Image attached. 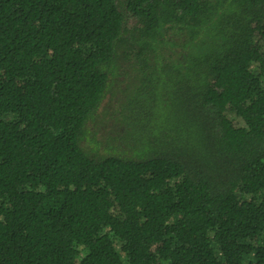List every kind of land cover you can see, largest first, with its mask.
Segmentation results:
<instances>
[{
	"label": "trees",
	"instance_id": "obj_1",
	"mask_svg": "<svg viewBox=\"0 0 264 264\" xmlns=\"http://www.w3.org/2000/svg\"><path fill=\"white\" fill-rule=\"evenodd\" d=\"M0 264H264V0H0Z\"/></svg>",
	"mask_w": 264,
	"mask_h": 264
},
{
	"label": "rangeland",
	"instance_id": "obj_2",
	"mask_svg": "<svg viewBox=\"0 0 264 264\" xmlns=\"http://www.w3.org/2000/svg\"><path fill=\"white\" fill-rule=\"evenodd\" d=\"M113 78L114 76H112L111 81H113ZM135 79L136 73L132 68H130L129 70H122L121 72H118V75L113 81V83L115 84L114 87L111 91L109 90L110 92L108 93L106 99L102 102V104L99 106L98 110L94 114L95 116L97 115V117L99 116V120H97L96 123L94 121L93 123H91V125H88V131H90V128L91 131H97V137L99 139H103V137L105 136V134L103 133H109L111 131V128L114 124L113 118L115 119L116 117L113 114L120 106V100L118 96H122V100L128 98L132 90V85L134 83L136 84V82H134ZM104 115H106L105 117L112 119L107 121L106 123H102V117ZM86 135L84 136L81 142L83 149L86 151H98V148H100L101 146H97V144H95L93 147H91L89 144L91 139L89 135H87V137Z\"/></svg>",
	"mask_w": 264,
	"mask_h": 264
}]
</instances>
